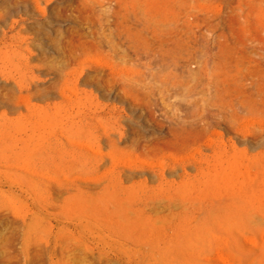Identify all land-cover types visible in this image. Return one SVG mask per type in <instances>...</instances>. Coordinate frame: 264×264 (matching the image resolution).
<instances>
[{
    "label": "rangeland",
    "instance_id": "1",
    "mask_svg": "<svg viewBox=\"0 0 264 264\" xmlns=\"http://www.w3.org/2000/svg\"><path fill=\"white\" fill-rule=\"evenodd\" d=\"M80 2L40 0L36 5L33 0H0V91H9L11 97L0 103V264H135L114 238L85 211L80 213L75 204L77 196L102 198L99 189L110 188L111 179L120 170L133 172L129 179H116L117 185L124 192L122 197L132 200L133 206L141 202L143 213L151 216L154 227L149 232L158 238V248H163L170 233L162 227L163 213L178 217L182 210L193 224L201 214L199 210L207 206L193 169L186 168L189 174L184 179L172 174V185L160 189L155 180H143L147 172L140 170L146 162L157 161V155L118 152L106 141V136L122 138L137 130L162 137L168 134L170 119L177 110L171 99L158 102L157 89L143 81L153 72L145 66L128 69L124 85L116 83L108 91L81 80L96 66L111 68L110 62L99 61L94 52L78 55L63 71L64 45L76 47L78 31L87 30L83 18L88 11ZM188 2L191 15L218 21V29L240 59L238 76L248 88V73L264 74V0ZM119 4L120 0L105 2L108 10L102 15L110 26L122 11ZM10 21L14 24L11 28ZM234 117L230 119L233 123L224 119L213 126L209 132L215 139L212 145L226 151L237 148L242 153L238 158L240 171L245 177L252 176L258 163L264 162V110L249 115L239 106ZM77 128L88 133L80 135ZM190 148H173L172 152L175 157H188ZM196 163L207 165L205 161ZM144 197L170 205L167 210L154 211L142 204ZM233 228L229 232L210 230L204 237L208 239L194 240L185 256L167 255L168 262L257 264L259 251L264 250V221L247 229L240 225ZM74 252L81 253L84 260L76 261ZM140 264L152 263L144 258Z\"/></svg>",
    "mask_w": 264,
    "mask_h": 264
},
{
    "label": "bare ground",
    "instance_id": "2",
    "mask_svg": "<svg viewBox=\"0 0 264 264\" xmlns=\"http://www.w3.org/2000/svg\"><path fill=\"white\" fill-rule=\"evenodd\" d=\"M33 1L36 5L40 2ZM80 1L81 8L85 5L88 11H83L86 13L83 19L87 30L78 31L79 41L76 47L64 45L63 71L78 55L94 52L99 61L103 58L108 64L110 62L111 68L96 66L81 76V80L108 91L116 83L120 87L124 85L129 76L128 69L145 66L153 69V72L150 71L149 77H145L143 81L157 89L158 102L171 99L172 106L176 108L173 109L177 110L170 119L168 134H163L162 137H152L153 132L148 135L137 130L122 138L106 136V141L118 152H148L157 155V161L146 162L140 170L147 172L143 180H155V185L160 189L173 182L170 177L172 174L180 175L184 179L189 174L186 168L193 169L199 176L196 184L207 206L204 210H199L201 214L196 216L193 224L190 223L191 219L189 222L186 218L189 215H183L182 210L178 217L172 213L160 215L162 227L170 231L163 248L156 246L158 238L149 232L154 227V221L151 216L143 213L141 202L140 206H133L132 200L122 197L124 192L122 194L117 185V180L121 182L122 178L129 179L133 176L131 169L129 172L120 170L111 179L114 182L110 188L102 186L99 189V195L104 201L100 200L102 198L77 196L75 204L78 203L80 207L78 211H85L84 214L87 213L93 222L105 229L106 234L114 238L115 244L122 247L121 252L128 259L132 258L135 264H140L144 258H149L152 264H170L167 255L180 256L189 251L192 249L191 244L195 243L194 240L204 239L212 229L229 232L235 225L247 229L252 224L263 222L264 162L258 163L256 160L258 169L253 171L252 176H243L239 169L241 161L238 160L242 153L235 147L226 151L219 145H212L215 139L209 132L219 120L227 119L231 122L230 119L234 117L239 106L248 111L249 115L264 110V74L248 73V88H244L243 79L238 76L239 66L242 64L235 56L233 45L227 42L225 35L218 29V21L206 16L191 15L188 0H120L122 11L113 26L109 25L111 22L104 17L105 14L102 15L108 10L105 5L107 0ZM2 11L6 12V9ZM11 22L10 28L13 24ZM10 99L9 91H0V103H6ZM76 132L80 135L88 133L83 128H77ZM190 147L193 149L189 150L188 157L177 158L173 155V148L181 150ZM200 161H205L206 167L196 163ZM178 168L181 169L179 173L176 172ZM144 198L142 204L154 211H162L170 205L163 200ZM147 210L150 212V209ZM190 215L192 217L193 214ZM33 226L34 223L31 224ZM206 239L208 238L204 241ZM142 243L146 247H142ZM259 252L261 258L257 264H264V250L261 248ZM73 255L76 261L84 260L81 253L74 252Z\"/></svg>",
    "mask_w": 264,
    "mask_h": 264
}]
</instances>
